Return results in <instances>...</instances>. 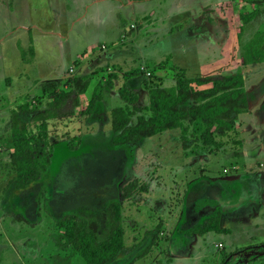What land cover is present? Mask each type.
<instances>
[{
	"label": "rangeland",
	"instance_id": "1",
	"mask_svg": "<svg viewBox=\"0 0 264 264\" xmlns=\"http://www.w3.org/2000/svg\"><path fill=\"white\" fill-rule=\"evenodd\" d=\"M252 12L241 38L242 15ZM256 33L264 34V0H0V264H85L57 222L96 219L105 238L111 201L121 203L126 245L111 264H264V63L241 58ZM237 74L248 112L236 132L216 135L218 146L191 127L188 149L178 129L114 147L110 114L124 86L148 106L151 86ZM75 78L87 85L76 90V116L47 125L51 169L25 190L10 187L12 110L44 112L43 87L75 89ZM94 93L103 101L84 115ZM33 116L20 119L38 133ZM134 180L148 190L124 199ZM218 212L228 232L195 236Z\"/></svg>",
	"mask_w": 264,
	"mask_h": 264
},
{
	"label": "trees",
	"instance_id": "2",
	"mask_svg": "<svg viewBox=\"0 0 264 264\" xmlns=\"http://www.w3.org/2000/svg\"><path fill=\"white\" fill-rule=\"evenodd\" d=\"M257 16L256 12L247 16L242 15L243 25L239 37L242 38L251 21ZM241 58L244 66L264 63V34L256 33L254 38L245 44ZM75 65L78 66L79 61H76ZM73 82L75 89L71 90L61 89L57 82L43 87V95L48 99L44 112L36 113L29 106H18L12 110L13 145L10 168L14 177L8 184L10 187L25 190L41 181L51 169L53 154L47 125L50 121L75 117L80 107L76 90L84 94L87 89V85L79 78H75ZM194 84L199 87L209 85L210 87L197 89L194 88ZM149 93V105L142 106L135 89L126 85L120 91L123 105L112 109L110 114L111 129L116 134L112 142L114 147L138 145L151 137L178 129L183 132L184 148L188 149V133L191 127L204 140L205 145L218 146L220 142L216 135L236 132L238 116L248 112L244 103L247 90L242 74L228 78L211 76L181 78L172 87L151 86ZM69 101L72 102L71 106L68 105ZM101 101L103 97L94 93L83 114L92 115L96 105ZM33 113L32 120L37 124L38 133L31 131L28 124L20 119ZM40 145L38 151L37 146ZM147 190V186H141L138 180H134L124 187L123 197L130 199L134 193ZM105 212L108 229L105 238L101 237L102 224L96 219H86L70 213L65 214L57 222L70 247L84 259L85 264H111L126 250L121 203L109 202ZM221 217V212H218L215 217L205 219L194 234L227 233L228 230L221 227ZM150 249L148 247L134 260L144 256ZM232 259L229 261L226 259L223 264H235Z\"/></svg>",
	"mask_w": 264,
	"mask_h": 264
},
{
	"label": "crops",
	"instance_id": "3",
	"mask_svg": "<svg viewBox=\"0 0 264 264\" xmlns=\"http://www.w3.org/2000/svg\"><path fill=\"white\" fill-rule=\"evenodd\" d=\"M201 28H198V33H193V35H198L201 31H199ZM197 234H195V236H196Z\"/></svg>",
	"mask_w": 264,
	"mask_h": 264
}]
</instances>
